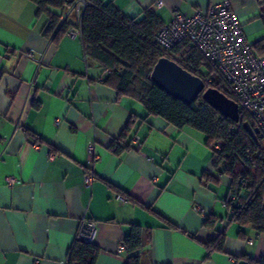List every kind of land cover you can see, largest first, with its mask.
Returning <instances> with one entry per match:
<instances>
[{"label":"crops","instance_id":"0c3cea01","mask_svg":"<svg viewBox=\"0 0 264 264\" xmlns=\"http://www.w3.org/2000/svg\"><path fill=\"white\" fill-rule=\"evenodd\" d=\"M102 1L129 18L151 9L163 24L174 11L191 17L227 3L254 54L264 55V0ZM36 11L28 0H0V264H67L84 222L95 225L96 264L126 263L119 248L132 226L143 232L141 264L264 258V233L230 220V179L213 171L204 135L118 97L80 37H44L48 19ZM129 139L127 151H111ZM218 234L224 250L208 252Z\"/></svg>","mask_w":264,"mask_h":264},{"label":"trees","instance_id":"16d2710c","mask_svg":"<svg viewBox=\"0 0 264 264\" xmlns=\"http://www.w3.org/2000/svg\"><path fill=\"white\" fill-rule=\"evenodd\" d=\"M28 1L37 6V17L44 15L48 19L42 31L44 37L58 42L69 31L78 28L76 15L73 12L67 14V8H71L75 0ZM86 2L88 5L80 23L85 56L108 71L107 84L116 90L118 97L141 103L146 117L165 119L179 129L189 127L201 132L212 153L213 171L230 179L231 192L226 202L229 209H233L230 220L241 226L253 225L258 233H264V139L257 136L256 142L242 127L248 122L255 128L250 116L239 111L240 121L233 124L207 105L202 95L191 105L184 106L160 91L151 83L149 75L159 58L165 57L199 77L206 89L213 88L234 102L228 86L193 47L183 44L167 54L156 44L155 34L163 23L153 10L145 9L140 19L129 18L109 1ZM183 54L189 58L194 71L181 65L179 57ZM208 79L211 80L209 84ZM131 125L122 132L121 140H125ZM130 142V139L123 145L121 141L115 142L111 151L114 154L127 151L131 148ZM202 178L210 177L206 173ZM166 225L173 227L169 222ZM142 235L141 228L132 226L130 234L121 240L128 254L125 264H141ZM224 241V234H218L205 244V248L208 252L223 251ZM98 254V246L77 238L67 254V264H96ZM236 261L237 264H264V258L253 260L247 255Z\"/></svg>","mask_w":264,"mask_h":264},{"label":"built area","instance_id":"2783aa9c","mask_svg":"<svg viewBox=\"0 0 264 264\" xmlns=\"http://www.w3.org/2000/svg\"><path fill=\"white\" fill-rule=\"evenodd\" d=\"M74 3L71 8H67V14L73 12L76 15L78 28L67 34L80 37L82 13L88 3L86 0H75ZM162 5V1L156 3L157 7ZM155 35L156 44L167 54H171L183 44L193 47L204 61L214 68L218 78L228 86L239 111L250 116L258 130V136L264 139V55L254 54L230 5L216 4L209 7L205 13L197 11L191 17L174 11L169 23L163 24ZM179 60L181 65L194 71L186 55L180 56ZM210 81L208 79L207 83ZM133 139L138 142L137 137ZM92 151L91 146L88 148L90 159L93 158ZM93 181L95 175L92 171L85 175L84 184L89 187ZM15 183L12 178L6 181L7 186ZM118 199L123 200L120 196ZM232 199L234 200V197ZM232 211L230 208V214ZM94 231L95 225L92 222H84L77 238L83 243H92ZM248 244L252 245V241H248ZM123 249L124 246L121 245L119 251Z\"/></svg>","mask_w":264,"mask_h":264},{"label":"water","instance_id":"95a60500","mask_svg":"<svg viewBox=\"0 0 264 264\" xmlns=\"http://www.w3.org/2000/svg\"><path fill=\"white\" fill-rule=\"evenodd\" d=\"M149 79L160 91L181 102L184 106L191 105L198 96L202 95L203 101L217 111L220 116L229 119L233 124L240 121L237 103L213 88L206 89L204 82L199 77L182 69L173 60L165 57L159 58V61L151 69ZM242 127L252 139L258 142L256 128L251 127L248 122L243 123Z\"/></svg>","mask_w":264,"mask_h":264}]
</instances>
